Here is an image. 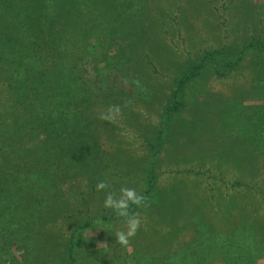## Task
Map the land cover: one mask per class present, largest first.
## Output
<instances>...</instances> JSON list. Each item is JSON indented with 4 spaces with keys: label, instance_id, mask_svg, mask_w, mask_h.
<instances>
[{
    "label": "rangeland",
    "instance_id": "rangeland-1",
    "mask_svg": "<svg viewBox=\"0 0 264 264\" xmlns=\"http://www.w3.org/2000/svg\"><path fill=\"white\" fill-rule=\"evenodd\" d=\"M136 1L126 0V9ZM134 10L139 22L119 24L112 38L104 33L85 39L79 58L80 73L101 98L88 109L94 168L63 169L56 183L58 207L40 219L38 239L32 241L26 226L9 234L0 220V264H62V243L73 225L115 213L103 201L107 191L119 194L122 187L148 197L149 207L130 209L139 212L141 227L129 246L121 247L115 238L124 228L121 218L92 225L75 264H188L174 259H189L205 245L210 251L203 252L207 259L201 264H233L224 251L233 252L238 234L229 231L240 219L248 225L264 220L260 175L234 169L237 144L230 143L231 160L223 152L228 142L237 143L236 117L264 110V49L246 47L264 41V0H143ZM206 52H213L212 58L186 83L182 106L163 123L175 79ZM236 60L231 70L220 72ZM111 105H119L120 112L101 119ZM34 142L26 136L21 143ZM260 164L258 156L259 171ZM149 171L153 186L145 192ZM100 181H107L108 189L98 192ZM48 236L54 250L42 261Z\"/></svg>",
    "mask_w": 264,
    "mask_h": 264
},
{
    "label": "trees",
    "instance_id": "trees-1",
    "mask_svg": "<svg viewBox=\"0 0 264 264\" xmlns=\"http://www.w3.org/2000/svg\"><path fill=\"white\" fill-rule=\"evenodd\" d=\"M126 3V0H0V91H4L3 99L9 102L0 103V220L9 234L14 230L21 232L26 226L32 241L38 239L42 234L40 219L50 214L51 208L58 207L56 183L63 169L82 172L94 168L91 165H95V160L91 157L96 148L90 140L93 121L88 109L99 104L101 98L80 73L79 58L85 50V39L94 40L104 33L112 38L113 33L121 30L119 24L121 27L133 19L139 22V12L134 9L141 8L143 0H137L130 9H126ZM246 47L264 49V41L252 40ZM212 53L206 52L198 63L175 79L163 108V123L168 122L170 112L182 106L186 83L212 58ZM237 60L225 63L220 72L231 70ZM234 123L237 143L228 142L229 149L224 148L223 152L231 160L234 147L230 143L237 144L240 158L234 169L246 168L252 172L251 177L260 175L264 191V110L236 117ZM234 123L225 124L222 134ZM26 136L36 142L22 147ZM241 139L247 140L245 145ZM153 179L149 171L145 192L152 189ZM52 212L55 215L57 210ZM116 217L115 213L100 214L75 223L62 243V264H75L83 243L86 244L84 233L88 228ZM28 218L31 223H26ZM254 221L260 225L259 230L254 228L255 224L248 225L240 219L229 231L238 234L233 252L224 251L233 264H264L261 246L264 220ZM215 242L213 237L211 244ZM53 246L54 241L48 236L42 261L50 259ZM209 248L210 245H205L203 252H209ZM198 251L192 250L189 259L181 256L174 260L201 264L207 255ZM163 257L169 260L166 255Z\"/></svg>",
    "mask_w": 264,
    "mask_h": 264
},
{
    "label": "clouds",
    "instance_id": "clouds-1",
    "mask_svg": "<svg viewBox=\"0 0 264 264\" xmlns=\"http://www.w3.org/2000/svg\"><path fill=\"white\" fill-rule=\"evenodd\" d=\"M134 83L139 86L140 82L134 81ZM119 105L109 106L108 113L109 115H102L101 119L109 120L111 119V113H119ZM109 184L107 181H100L96 185V190L104 191L108 189ZM103 206L107 209H111L115 212L116 216L122 219L124 228L117 230L115 232L116 244L121 247H128L130 240L135 236L139 228L141 227V217L139 212L131 211V207L135 208H147L149 207L148 197L138 192L135 188L132 187H122L119 191V194L113 191H107ZM107 246V244H104Z\"/></svg>",
    "mask_w": 264,
    "mask_h": 264
}]
</instances>
